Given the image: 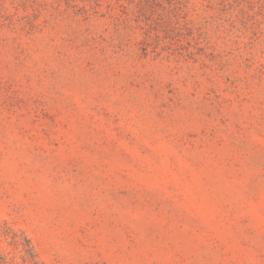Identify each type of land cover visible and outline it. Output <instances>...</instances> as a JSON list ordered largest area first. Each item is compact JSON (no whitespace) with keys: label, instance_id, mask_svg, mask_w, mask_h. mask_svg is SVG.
<instances>
[{"label":"rangeland","instance_id":"obj_1","mask_svg":"<svg viewBox=\"0 0 264 264\" xmlns=\"http://www.w3.org/2000/svg\"><path fill=\"white\" fill-rule=\"evenodd\" d=\"M264 264V0H0V258Z\"/></svg>","mask_w":264,"mask_h":264},{"label":"trees","instance_id":"obj_2","mask_svg":"<svg viewBox=\"0 0 264 264\" xmlns=\"http://www.w3.org/2000/svg\"><path fill=\"white\" fill-rule=\"evenodd\" d=\"M25 246L22 250V264H36V256L34 254L33 248L30 246V242L26 239ZM5 258H0V264H6Z\"/></svg>","mask_w":264,"mask_h":264}]
</instances>
